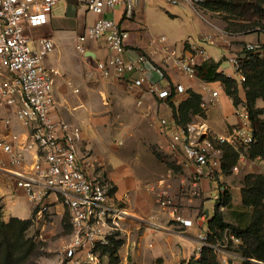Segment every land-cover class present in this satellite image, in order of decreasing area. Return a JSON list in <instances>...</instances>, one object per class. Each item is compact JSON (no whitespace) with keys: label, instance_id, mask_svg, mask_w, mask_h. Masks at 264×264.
<instances>
[{"label":"crops","instance_id":"0c3cea01","mask_svg":"<svg viewBox=\"0 0 264 264\" xmlns=\"http://www.w3.org/2000/svg\"><path fill=\"white\" fill-rule=\"evenodd\" d=\"M165 4L169 5L168 9ZM172 5L169 0H140L128 17L123 3L113 10L105 8L102 13L96 14L76 0H63L53 6L47 23L28 31L32 39L44 35L51 38L55 45L44 59L46 67L57 71L53 83L56 107L51 112L52 118L63 119L80 128L78 154L89 163L90 176L107 180L113 187L115 197L120 201L125 200L124 205L130 216L122 222V231L117 237L121 241L117 250L118 264H188L191 259L198 261L194 255L198 234L206 228L207 220L211 217L205 194L216 186H226L224 183L229 182V177L221 173L213 181L203 176L200 180L202 195L190 198L189 190L195 180L193 168L180 150L165 148L170 141L171 127L169 124V128L161 132L158 120L165 117L175 121L173 107L178 109L190 97V90L200 95L201 103L211 97L213 90L218 89V96L205 109H201V113L189 114V122L200 121L211 132L225 134L241 122L237 105L222 83L209 81L204 73L200 74L199 68L206 61H212L218 64V72L235 79L228 57L232 54L242 56L248 43L264 46V30L255 16H252L251 27L246 31H237L231 28L237 19L233 15L205 8L198 3ZM190 8L212 28L199 34L200 40L204 36L211 37L207 42L202 41L211 48L200 44L205 50V57H195L197 72L194 77L181 73L163 49L167 46L176 54L190 53L185 40L179 46L176 43L177 35L181 32L177 19L186 20ZM214 14L221 16L220 24ZM100 18L114 19L129 33L124 57L135 60L139 54L146 55L148 80L161 86H172L171 97L159 98L146 90L129 88L126 81L136 77L137 73L127 74L124 79L103 77L96 62L113 54L103 39L89 40L85 43V52H77L76 37ZM164 28L170 30L169 37L160 31ZM161 37H165L164 42H161ZM88 52L91 56H86ZM235 82L243 100L244 88L236 79ZM177 84L183 86V92L176 91ZM257 103L263 106L261 99ZM3 118H9L10 123H5ZM29 131L17 119L12 108L0 110V140L18 134L25 146L31 144L24 152L26 165L35 160L37 153L36 146L29 138ZM7 160L8 156L0 149V161ZM245 163L248 164L247 172L264 174V163L252 159ZM161 179L180 214L186 219L197 218L201 224L195 222L184 226L173 218L169 208H160L156 196ZM235 195L240 196L239 191ZM48 201L50 221H43L46 223L44 227L57 223L64 213L68 214L57 195L51 194ZM0 211L4 221L11 217L27 219L35 215V206L24 190L1 172Z\"/></svg>","mask_w":264,"mask_h":264},{"label":"built area","instance_id":"2783aa9c","mask_svg":"<svg viewBox=\"0 0 264 264\" xmlns=\"http://www.w3.org/2000/svg\"><path fill=\"white\" fill-rule=\"evenodd\" d=\"M63 0H0V110L12 108L22 125L29 128V138L37 148L35 160L26 165L24 152L31 144L24 145L18 134H11L7 140H0V149L8 156L6 162L0 161V172L8 175L16 186L22 188L35 206V218L42 219L49 211L48 198L51 194L59 197L69 215L71 233L69 242L60 251L63 264H101V253L111 237L117 238L122 231V222L130 213L124 201L118 200L112 192V185L103 179L93 178L88 172L89 163L78 154L77 144L81 139L80 128L63 119H53L51 112L56 107L53 93L54 74L57 71L44 64L45 57L54 48V42L47 36L32 39L28 31L35 26L48 22L53 6ZM88 10L100 14L105 8L113 10L118 4L126 7V15H132L135 4L140 0H76ZM198 0H169L173 4L196 3ZM129 33L121 28L114 19L100 18L76 37L77 52H85V43L89 40L103 39L113 54L104 60H98L96 67L103 77L124 79L127 74L137 76L126 81L129 88H139L159 97L169 98L173 88L169 84L161 86L147 78L148 58L139 54L131 60L124 57ZM211 37L204 36L207 42ZM165 37H161V42ZM189 54H176L175 50L163 49L178 70L194 77L197 72L195 57H205L202 46L187 40ZM245 51L261 57L263 50L259 44H246ZM243 55L232 54L228 61L238 83L245 82L241 63ZM152 69H155L152 67ZM145 86V87H144ZM177 92H183L181 84L176 85ZM218 96V89L211 92L208 100L200 103L205 109ZM241 122L232 126L225 134H215L200 121L185 125L159 118L160 131L171 127L167 150H180L195 175L189 196L202 195L200 180L203 176L216 181L221 172L224 148L231 147L238 152V164L245 163L248 150L255 142L253 128L246 106L240 103L236 107ZM7 124L9 118H3ZM253 160L264 163L260 156ZM238 171V165L232 167ZM215 200L226 190L225 185L217 186ZM160 208H169L173 218L184 226L199 223L184 218L178 206L171 198L168 187L160 180V189L156 196ZM1 215V211H0ZM203 219V217H202ZM212 232L208 226L198 234V245L194 255L198 260L204 248H211L219 264L257 263L236 251L241 239L229 229H225L223 238L211 241ZM248 263V264H249ZM264 263V262H263Z\"/></svg>","mask_w":264,"mask_h":264},{"label":"trees","instance_id":"16d2710c","mask_svg":"<svg viewBox=\"0 0 264 264\" xmlns=\"http://www.w3.org/2000/svg\"><path fill=\"white\" fill-rule=\"evenodd\" d=\"M196 3L211 10L222 11L235 18L248 15L257 17L258 24L264 30V0H198ZM227 16L226 18H228ZM261 57L250 51L243 50L241 63L242 72L245 74L243 100L239 96L235 79L217 71V63L206 61L200 68V74L209 81H219L225 87L226 93L233 103H243L249 113L250 123L253 128L255 142L248 150V158L260 156L264 159V106H258V100L264 103V46ZM190 92V97L180 104L178 109L173 107V118L176 123L185 125L190 120V113H201L200 95ZM239 154L231 147L224 148V156L221 163V172L226 173L238 162ZM242 205L239 209L232 208L231 193L226 189L222 196L215 200L213 215L207 220V226L212 232L211 241L222 239L225 229H229L235 236L241 239L236 249L239 255L264 262V174L248 173L244 176L241 187ZM220 206L231 210L235 218V224L224 219ZM68 215V214H67ZM69 218V215H68ZM31 220L11 217L4 222L0 215V264L12 262V248L17 247L10 237L15 234L20 226L27 227ZM10 228L12 230H10ZM20 228V229H22ZM121 241L111 237L109 244L103 248L102 253L109 257L108 264H118L117 250ZM248 264V261H244ZM188 264H219L216 255L211 248H204L198 261L192 259Z\"/></svg>","mask_w":264,"mask_h":264},{"label":"rangeland","instance_id":"374dc122","mask_svg":"<svg viewBox=\"0 0 264 264\" xmlns=\"http://www.w3.org/2000/svg\"><path fill=\"white\" fill-rule=\"evenodd\" d=\"M167 4H165V7L168 9L169 5ZM172 6L175 7L177 5L173 4ZM189 12L190 14L188 13V18L186 20L177 19V26L180 28L181 32L180 35H177L176 43H178L179 46L181 41L185 40L186 42L187 40H189L199 45L201 44L206 48H211L210 45L202 43L199 34L201 31H211L212 28L209 25L205 24L193 9L190 8ZM214 16L217 20H219L217 22H219L220 24V21H222L221 16L216 14H214ZM251 21H253V17L251 15H248V17L245 16L244 19L237 18L235 19V25H232L231 28L237 31H246L247 28L252 26ZM202 22L204 24H201ZM223 26L226 27L225 22H223ZM160 31L165 33V35H167L168 37L170 36L171 32L169 29L164 28ZM262 37L264 38V36ZM236 164L238 165L237 172H234L233 169L230 168L226 173H224L229 177V182L225 181L224 184H226V189L231 193L233 209H239L242 205L240 191L244 176L248 173H259L256 171L247 172L248 169L246 168V166H248V164L246 163L238 164L237 162ZM231 190L232 192H234V196L232 195ZM237 191H239L240 196L235 195ZM217 192L218 188L216 186L215 189L212 188L205 194L207 196L206 205L209 209V216H212L213 214L215 204L214 196L217 194ZM219 209L223 212L224 219L227 222L235 224L236 221L231 210H227L223 206H220ZM49 216L50 214L46 213L44 215V218L36 219L35 215H33V217L27 218L31 220L27 227L22 228L20 226L16 229L15 234L10 237V240L15 242L17 247L12 248L13 257L11 258L12 262L9 264H63V262H61L60 251L63 246L66 245L70 240V220L67 213H64L61 220H58L57 223L50 224L48 226L46 225V227H44V225L50 221ZM43 221H46V223L44 224ZM10 230L12 229L10 228ZM237 253L239 254V252ZM101 254V264H108V255L104 253Z\"/></svg>","mask_w":264,"mask_h":264},{"label":"water","instance_id":"95a60500","mask_svg":"<svg viewBox=\"0 0 264 264\" xmlns=\"http://www.w3.org/2000/svg\"><path fill=\"white\" fill-rule=\"evenodd\" d=\"M86 56H91V53H86ZM257 263H259V264H264L262 261H257V260H255Z\"/></svg>","mask_w":264,"mask_h":264}]
</instances>
